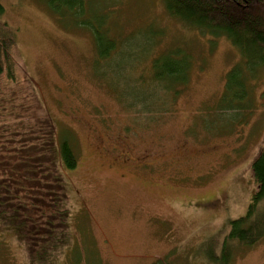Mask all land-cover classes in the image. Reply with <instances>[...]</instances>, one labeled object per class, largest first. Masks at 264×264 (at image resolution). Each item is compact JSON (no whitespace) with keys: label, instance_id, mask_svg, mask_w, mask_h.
<instances>
[{"label":"rangeland","instance_id":"rangeland-1","mask_svg":"<svg viewBox=\"0 0 264 264\" xmlns=\"http://www.w3.org/2000/svg\"><path fill=\"white\" fill-rule=\"evenodd\" d=\"M0 3L24 72L79 157L76 170L63 171L70 258L212 264L202 243L213 239L219 254L230 222L246 214L257 190L264 71L248 81L243 101L223 99L242 54L226 37L173 18L164 0L90 1L84 19L106 22L115 44L105 60L90 28L56 18L41 0ZM172 70L177 79L165 77ZM239 103L247 107L229 109ZM0 264H33L26 244L3 226ZM231 264H264V237L237 249Z\"/></svg>","mask_w":264,"mask_h":264},{"label":"trees","instance_id":"trees-1","mask_svg":"<svg viewBox=\"0 0 264 264\" xmlns=\"http://www.w3.org/2000/svg\"><path fill=\"white\" fill-rule=\"evenodd\" d=\"M88 1L41 0L56 18L72 17L77 26L90 28L99 58L105 60L115 44L103 26L106 22L94 25L84 19L89 14ZM164 2L176 20L213 38L226 37L240 51L242 65L227 74L223 99L243 101L248 81L264 71V0ZM4 13L0 3V226L14 230L33 264H61L62 255L68 256L64 264H80L68 255L73 239L63 173L76 170L79 157L68 139L59 138L37 85L24 72L16 33L2 21ZM157 77L161 81L164 75ZM165 77H178V70ZM242 103L229 109L247 107ZM252 175L257 190L246 214L230 222L220 253L213 239L202 243V254L212 264H231L237 249L253 247L264 237V147L253 162Z\"/></svg>","mask_w":264,"mask_h":264}]
</instances>
